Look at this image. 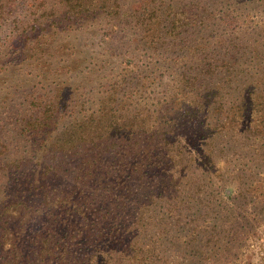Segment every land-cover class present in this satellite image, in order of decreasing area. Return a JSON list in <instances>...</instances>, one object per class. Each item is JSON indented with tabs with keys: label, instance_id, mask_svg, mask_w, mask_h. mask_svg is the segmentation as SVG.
<instances>
[{
	"label": "rangeland",
	"instance_id": "1",
	"mask_svg": "<svg viewBox=\"0 0 264 264\" xmlns=\"http://www.w3.org/2000/svg\"><path fill=\"white\" fill-rule=\"evenodd\" d=\"M163 1L166 14L176 8L175 17L186 15L189 23H168L165 14L159 32L155 31L160 43L153 44L154 49L147 41L154 33L153 26L144 27L142 35L138 26L125 24L123 19L113 30L110 16L91 18L78 31L54 35L39 55L24 59L27 65L22 76L8 72L0 78V94L7 91V99L0 105L11 100L8 108L0 110V118L18 109L26 98L19 78L30 88L37 86L60 100H67L65 96L74 89L82 94L76 99L85 101L93 111L112 93L120 98L117 102L123 111L131 113L130 120L151 117L152 109L158 111L160 122H176L177 132L169 133L156 152L160 165L152 167L148 186L153 189H144L140 197L144 213L139 248L134 249V260L121 254L123 264H180L186 260L194 264H264V0ZM32 3L39 5L38 0ZM14 6V16L21 19L29 15L28 1L18 0ZM35 10L31 7L32 12ZM169 25H173L176 36ZM6 31L9 34L8 27L0 33ZM103 35L106 40L101 41ZM0 47L5 48L2 39ZM14 56L15 61L21 58L14 54L12 59ZM103 59L111 65L97 74L96 65ZM205 59L214 64L213 76L201 69ZM183 63L200 68L196 70L195 90L184 89L179 82L187 70ZM222 66L230 72L222 73ZM233 69L235 80L231 82ZM118 80H124L125 86L117 88L122 82ZM212 90L217 93L210 97L212 103L221 111L206 115L201 111L209 100L206 93ZM245 95V106L239 109L237 104L243 103ZM200 96L201 101L193 99ZM226 112H230L229 118L221 132L218 126L226 122ZM2 126L6 130L4 140L15 142L16 124L1 119V130ZM213 148L215 163L207 158ZM192 157L201 162L192 161ZM163 181L168 182L164 190L158 187ZM14 185L4 176L0 179V204L9 198ZM198 189L203 192L197 194ZM150 196L152 206H148ZM55 212L58 217L70 218L63 210ZM73 228L71 222L67 232L70 239H75L71 236ZM177 240L180 245H175ZM76 246L86 244L72 241L69 260L76 257ZM146 249L150 255L143 260L140 253ZM112 254L118 257L120 252ZM112 254L106 260L113 259Z\"/></svg>",
	"mask_w": 264,
	"mask_h": 264
},
{
	"label": "trees",
	"instance_id": "2",
	"mask_svg": "<svg viewBox=\"0 0 264 264\" xmlns=\"http://www.w3.org/2000/svg\"><path fill=\"white\" fill-rule=\"evenodd\" d=\"M17 1L0 0V31L9 28V34L7 31L0 33V40L5 44V48L0 47V78L7 76L8 72L22 76L27 65L26 57L39 55L38 51L44 43L48 45L54 35L78 31L91 18L110 16L113 30L125 19L123 23H134L142 35L144 27L153 26V35L147 36L153 47V44L160 43L159 22L166 14L163 0H38L36 7L33 0H26L30 4L27 10L30 13L20 19L13 12ZM31 7L36 10L32 12ZM176 15V8L170 9L166 21L189 23L186 15ZM168 28L176 36L173 25ZM141 37L137 38L138 42ZM103 40H106L105 35L101 38ZM172 44L176 45V42ZM15 45L18 47L12 50ZM16 50L19 52L15 53ZM14 54L21 58L15 61V56L11 57ZM109 65L111 61L101 60L96 65L97 74L107 70ZM202 65L201 69L213 76L214 64L205 59ZM185 67L187 70L179 82L184 89L195 90L196 70L200 68L183 63L182 68ZM226 71L230 72V69L225 68L222 73ZM231 73L230 81L233 82L234 69ZM18 80L26 98L18 109L0 118L17 126L15 142L4 140L5 126L0 129V179L3 180L4 176L15 184L9 198L0 204V264H72V261L75 264H123L125 259L121 254L134 260L144 213L140 197L144 189H153L148 186L152 167L160 165L156 162L159 159L156 152L164 145L163 139L169 133L177 132L176 122H160V113L153 109L151 117L130 120L131 113L123 111V106L117 102L120 98L112 93L102 98L93 111L85 101L76 99L82 94L74 89L65 96L67 100H60L58 96H49L42 88H30L20 78ZM118 81L122 82L117 88L125 86L124 80ZM2 92L0 103L7 99V91ZM212 95L217 93L213 90L206 93L209 100H205L204 110L200 109L206 115L221 111L216 103H212ZM202 98L193 99L201 101ZM251 98L248 97L249 102ZM246 99V95L241 99L244 105L237 104L239 109L245 106ZM10 102L7 100L5 106L0 105V110L8 108ZM226 113L223 117L226 122L218 126L221 132L229 118L230 112ZM186 119H190V115ZM214 149L207 158L215 163ZM181 151L186 153L185 149ZM191 160L201 162L197 157ZM167 185L168 182L163 181L158 187L164 190ZM200 192L203 191L198 189L197 194ZM153 204V196H150L148 206ZM192 208L191 205L189 209ZM58 210L68 213L72 219L64 215L58 217L55 212ZM198 210L203 213L202 207ZM71 222L74 223L71 236L75 239L67 237ZM63 232L65 234L61 236ZM76 239L86 246H76V257L69 260L67 254H72V241ZM162 240L164 242V236ZM175 245L180 242L177 240ZM113 252H120V255L117 257ZM111 254L114 258L106 260L105 257H111ZM140 255L147 260L150 250H142ZM180 264L194 263L186 260Z\"/></svg>",
	"mask_w": 264,
	"mask_h": 264
}]
</instances>
